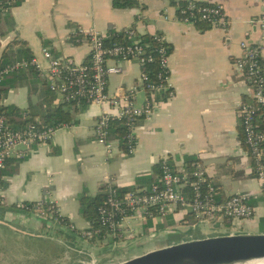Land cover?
<instances>
[{
  "label": "crops",
  "instance_id": "1",
  "mask_svg": "<svg viewBox=\"0 0 264 264\" xmlns=\"http://www.w3.org/2000/svg\"><path fill=\"white\" fill-rule=\"evenodd\" d=\"M181 1L185 0H138L135 7L113 8L111 0H23L0 16V57L3 51L24 46L41 60V48L50 47L55 56L85 62L89 48L75 33L79 28L94 27L109 36L127 27L133 28L139 38L160 34L170 49L172 91L168 97L164 93L156 95L152 114L138 120L132 153L111 133L110 150L97 141L95 122L108 106L84 103L76 111L73 107L69 124L61 125L48 142L34 144L23 157H14L11 173L3 175L1 228L33 239H54L63 251L70 244L73 258H83L80 261L85 263V258L91 260V252L97 264H110L189 239L264 233L249 231L256 215L264 219V196L260 194L235 112L238 103L247 99L248 79L234 68L242 54L243 40L258 44L264 64V34L257 24L264 2L197 0L222 6L228 27L221 29L203 22L190 25L177 21L175 14ZM120 65L122 72L107 78L110 95L123 94L141 71L134 61ZM30 70L9 76V88L5 95L1 94L4 106L16 108L19 113L10 116L11 122L19 121L29 105L47 109L64 103L49 91L36 70ZM145 96L138 92L136 103L142 104ZM80 104L76 103L78 107ZM29 115L42 123L39 114ZM164 157L176 170L202 165L217 187L219 200L239 192L252 194L255 214L246 223L244 220L235 225L222 220L220 224L213 223V227L194 223L189 211L177 206L162 219L134 215L129 221L131 230L113 245L112 241L107 244L98 240L89 243L80 237L66 239V224L13 207L31 202L51 203L59 216L66 217L74 229L81 231L90 227L79 211L78 197L82 192L94 196L108 181L120 188L148 187L159 179V160ZM192 159L191 163L186 162ZM48 232L54 233V238H48Z\"/></svg>",
  "mask_w": 264,
  "mask_h": 264
},
{
  "label": "built area",
  "instance_id": "2",
  "mask_svg": "<svg viewBox=\"0 0 264 264\" xmlns=\"http://www.w3.org/2000/svg\"><path fill=\"white\" fill-rule=\"evenodd\" d=\"M14 3L15 0H0V13H8ZM175 19L190 25L200 21L213 28L228 27L221 5L197 0H186V4L178 8ZM257 24L264 34V10L258 16ZM75 33L88 45L87 61L77 63L60 58L49 48L42 47L41 60L31 55L0 66V85L8 75L33 69L45 80L49 91L58 95L59 102L108 106L102 109L95 122L97 141L110 150V121L114 118L122 120L126 130V150L132 153L138 120L152 114L157 103L156 95L164 93L168 97L172 94L168 44L162 35H152L156 43V54L153 55L148 49L149 44L139 38L131 27L114 34L120 35L121 40L111 44L106 43L111 35H106L94 27L85 30L79 28ZM240 47L242 54L234 62V68L245 74L248 90L247 99L238 103L235 112L241 122L243 142L252 159L260 194L264 196V64L261 62L258 44L243 40ZM155 59L160 70L157 79H151L147 65ZM128 61H134L141 69L137 81L123 94L110 95L107 92L108 76L121 73L120 64ZM138 92L146 95L142 104L136 103ZM3 106L4 98L0 94V107ZM60 126L42 124L38 118L31 119L27 111H23L16 122H11L7 115L0 113V171L5 167L8 158H21L32 145L48 142ZM159 169V179L148 187L119 193L118 186L112 181L106 182L105 201L97 210L101 227L96 230L91 227L81 230L80 236L85 238L99 234L111 239L112 244L116 245L117 240L131 230L129 221L132 216H154L162 219L176 206L187 209L196 224L215 223L221 217L222 220L238 225V221L250 219L255 214L252 194L239 192L223 201L219 200L217 187L208 179L205 169L199 163L191 169L181 167L176 170L164 157L159 160ZM3 177L0 175V186ZM1 201L0 197V203ZM45 204L35 202L29 210L42 218L60 222L56 208L51 203H48L51 204L49 207ZM24 205L25 203L16 206ZM90 255L93 256L91 252Z\"/></svg>",
  "mask_w": 264,
  "mask_h": 264
},
{
  "label": "trees",
  "instance_id": "3",
  "mask_svg": "<svg viewBox=\"0 0 264 264\" xmlns=\"http://www.w3.org/2000/svg\"><path fill=\"white\" fill-rule=\"evenodd\" d=\"M23 0H15L14 5H19ZM180 6H184L186 4V0L185 1H181L179 2ZM111 5L113 8H128V7H135L139 5L138 0H111ZM2 14L0 13V16ZM202 23V22H197ZM196 23V24H197ZM204 23V22H203ZM205 24V23H204ZM200 28H203V25L200 26ZM140 38L149 44V51H152V54H156L155 53V46L156 43L153 40V37L150 35H144V36H140ZM121 40V36L119 35H113L111 36L110 39L106 40V43L111 44L114 41H119ZM50 48V47H49ZM28 58L31 57V52H29V49L21 46L20 48H18L16 51H3L1 57H0V66L5 65L15 59L18 58ZM261 62L263 63V61L261 60ZM33 70V69H32ZM30 70V71H32ZM147 70H148V74L149 77L151 79H157V73L159 72V65H158V61L155 59L154 62L149 63L147 65ZM12 75V74H11ZM8 75L4 78V80L2 81L1 85H0V94H4L7 92L9 85L7 84V79L9 78ZM82 104H80V106L78 107L76 105V102H69V103H62L59 106H55L53 108H47V109H43V107L40 105H29V107L27 108V114H31V115H35V114H39L41 116V120H42V124L45 125H51V126H56V125H63V124H69L71 122L70 119V114L69 111L73 110V107L75 111L79 110L81 108V105H84V102H81ZM62 105H65L66 107L63 108ZM31 109V110H30ZM16 108H11V107H0V113H4L5 115H9V120L11 121L12 118H10V116L13 113H16L17 115L19 114L18 111L15 112ZM34 111V112H31ZM29 112V113H28ZM32 119V117H31ZM22 123H24L25 121H21ZM125 126L122 120L119 119H112L110 121V126H109V133H111L112 135L116 136L119 138L120 140V145L125 147ZM16 161L13 157L12 158H8L5 162V167L0 171V175H4L7 173H11V169L13 167H11V164ZM192 160H188L186 161L187 163H191ZM160 171V170H159ZM127 190H131L129 188H120L118 187V191L119 193H123ZM105 197H106V191H105V185H102L100 187V191L94 195V196H90L88 195L86 192H82L79 197H78V202H79V211L81 216L90 223V227L92 230H96L99 229L100 226V221H99V216H98V207L101 206L102 204H104L105 201ZM32 204H34L33 202L31 203H25L24 206H16L13 205L14 208L16 209H25V210H29L32 206ZM45 206L49 207L51 206V204L46 203ZM60 222L62 224H66L67 225V232H66V239L67 238H75V237H80V233L78 230L74 229L71 225V223H69V221L67 220L66 217L64 216H59L58 217ZM49 219V218H46ZM84 239H86L89 243H93L96 240L98 241H104V237L101 235H93L91 237H85ZM109 239V238H106ZM107 244L111 243V240L109 239L108 241H106ZM68 243H66L67 245ZM69 246H71L70 244H68ZM67 245V247H68Z\"/></svg>",
  "mask_w": 264,
  "mask_h": 264
},
{
  "label": "water",
  "instance_id": "4",
  "mask_svg": "<svg viewBox=\"0 0 264 264\" xmlns=\"http://www.w3.org/2000/svg\"><path fill=\"white\" fill-rule=\"evenodd\" d=\"M249 252H264V233H231L184 240L110 264H214ZM89 257L92 264H97L94 255Z\"/></svg>",
  "mask_w": 264,
  "mask_h": 264
},
{
  "label": "rangeland",
  "instance_id": "5",
  "mask_svg": "<svg viewBox=\"0 0 264 264\" xmlns=\"http://www.w3.org/2000/svg\"><path fill=\"white\" fill-rule=\"evenodd\" d=\"M217 223H222L219 217ZM244 220L238 221L241 223ZM248 219L244 221L246 223ZM216 223V222H215ZM256 223H258L256 225ZM251 225L252 232L264 231V219L256 215ZM213 227V223L209 224ZM220 228L224 229L221 224ZM54 238V233L48 232V238ZM107 238V237H106ZM104 238V241L109 239ZM61 248V249H60ZM63 248L54 239H33L17 234L7 228L0 227V264H91L87 258H73L72 250ZM61 252V254H60ZM97 263V259H96Z\"/></svg>",
  "mask_w": 264,
  "mask_h": 264
},
{
  "label": "bare ground",
  "instance_id": "6",
  "mask_svg": "<svg viewBox=\"0 0 264 264\" xmlns=\"http://www.w3.org/2000/svg\"><path fill=\"white\" fill-rule=\"evenodd\" d=\"M214 264H264V252H249L227 257Z\"/></svg>",
  "mask_w": 264,
  "mask_h": 264
}]
</instances>
